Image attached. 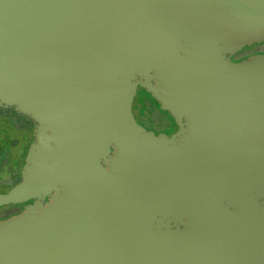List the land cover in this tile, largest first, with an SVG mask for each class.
I'll return each instance as SVG.
<instances>
[{"label":"water","instance_id":"water-1","mask_svg":"<svg viewBox=\"0 0 264 264\" xmlns=\"http://www.w3.org/2000/svg\"><path fill=\"white\" fill-rule=\"evenodd\" d=\"M263 41L264 0H0V107L36 124L0 264H264V53L233 59Z\"/></svg>","mask_w":264,"mask_h":264},{"label":"trees","instance_id":"trees-1","mask_svg":"<svg viewBox=\"0 0 264 264\" xmlns=\"http://www.w3.org/2000/svg\"><path fill=\"white\" fill-rule=\"evenodd\" d=\"M239 57L242 56L239 55ZM142 96L154 100L155 107L162 111L159 107V102L150 93L146 92ZM138 99L139 101L141 100L140 97ZM141 114L145 116L144 111H141ZM32 122L33 120L30 117L17 113L14 107H0V144H2L4 156L7 157L5 158L6 161L0 160V170L4 165L9 170H17L23 160L27 159L32 145L30 142ZM8 158H10V161ZM0 174L3 175L4 172ZM19 178V175H14L8 180L11 184L15 183Z\"/></svg>","mask_w":264,"mask_h":264},{"label":"flooded vegetation","instance_id":"flooded-vegetation-1","mask_svg":"<svg viewBox=\"0 0 264 264\" xmlns=\"http://www.w3.org/2000/svg\"><path fill=\"white\" fill-rule=\"evenodd\" d=\"M239 53H236L233 57L234 60L236 61H239V60H242L244 59L243 57H239ZM146 92H148L146 89L142 88V87H139L138 89V95L137 97H140L141 100L138 102V108H134L133 106V109H134V113H135V116L137 118V120L139 121V118L140 119H144L145 117H147V114L149 112L152 111V108L151 106H149L146 102V97H143L142 95ZM149 93V92H148ZM136 97V98H137ZM155 99V98H154ZM153 102H155L154 100H152ZM134 105H135V102H134ZM159 107H160V104H159ZM161 109V107H160ZM162 113L166 116V120H165V123H166V128L164 130H161V131H157L153 126H147L145 124H143L144 126H146L148 129H153L155 130L156 133H160V132H166L167 134H171V133H174L176 131H178L180 129L179 125H178V120H176L169 111L167 110H163L161 109ZM141 111H144V114L145 116H142L141 114ZM17 113H19L17 111ZM21 114V113H20ZM24 115V114H23ZM27 116V115H26ZM29 117V116H28ZM31 118V117H30ZM32 119V118H31ZM33 120V119H32ZM141 123V121H139ZM33 125H32V128H31V131H30V137H31V143H33L35 141V122L33 120ZM7 157L4 156V153H3V147H2V144H0V160H5ZM8 160L10 161V158H8ZM26 163V160L24 159L23 162L20 164L19 168L16 170H12V169H8V167H5V165L1 168L0 170V173L2 172H7L9 174V178L13 177L14 175H19V179L15 182V183H8L4 186L3 189H1L0 191H6L8 190L9 188H11L12 186H14L15 184H17L18 182H20L22 180V171H23V167ZM49 200V198L47 197L45 199V203H47V201ZM34 200H30V201H27L25 203H19V204H9V205H4V206H1L0 207V211H6L7 212H4L3 216L0 217V221L2 220H6V219H10L18 214H21L22 212L25 211L26 209V206L33 203Z\"/></svg>","mask_w":264,"mask_h":264},{"label":"rangeland","instance_id":"rangeland-1","mask_svg":"<svg viewBox=\"0 0 264 264\" xmlns=\"http://www.w3.org/2000/svg\"><path fill=\"white\" fill-rule=\"evenodd\" d=\"M257 53H264V41L261 43H254L249 46H245L241 51H240V56L242 57H248L253 54ZM139 97L135 98V105L134 108H138V102H139ZM146 102L149 106L153 107L152 111L147 114V117L144 119H140L142 124H145L147 126H153L157 131L164 130L166 128V123L165 120L167 119L166 116L157 108L155 107L153 101L151 98H146ZM9 179V174L4 172V174H0V190L4 188L6 183H10ZM5 211H0V217L3 216Z\"/></svg>","mask_w":264,"mask_h":264}]
</instances>
